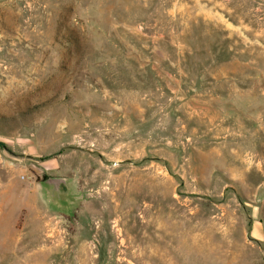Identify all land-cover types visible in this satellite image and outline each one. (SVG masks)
Instances as JSON below:
<instances>
[{"label":"rangeland","instance_id":"1","mask_svg":"<svg viewBox=\"0 0 264 264\" xmlns=\"http://www.w3.org/2000/svg\"><path fill=\"white\" fill-rule=\"evenodd\" d=\"M0 264H264V0H0Z\"/></svg>","mask_w":264,"mask_h":264},{"label":"crops","instance_id":"2","mask_svg":"<svg viewBox=\"0 0 264 264\" xmlns=\"http://www.w3.org/2000/svg\"><path fill=\"white\" fill-rule=\"evenodd\" d=\"M252 229H253L252 231L256 233L259 231L260 228L259 225L256 222H254V227Z\"/></svg>","mask_w":264,"mask_h":264},{"label":"water","instance_id":"3","mask_svg":"<svg viewBox=\"0 0 264 264\" xmlns=\"http://www.w3.org/2000/svg\"><path fill=\"white\" fill-rule=\"evenodd\" d=\"M262 199H263L262 191H260L257 198H256V202H261Z\"/></svg>","mask_w":264,"mask_h":264}]
</instances>
